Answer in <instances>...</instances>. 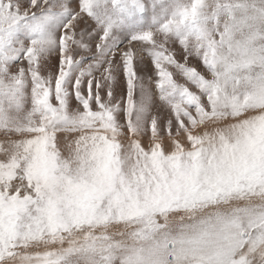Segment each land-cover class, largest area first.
<instances>
[{
    "label": "snow or ice",
    "instance_id": "snow-or-ice-1",
    "mask_svg": "<svg viewBox=\"0 0 264 264\" xmlns=\"http://www.w3.org/2000/svg\"><path fill=\"white\" fill-rule=\"evenodd\" d=\"M0 264H264V0H0Z\"/></svg>",
    "mask_w": 264,
    "mask_h": 264
}]
</instances>
